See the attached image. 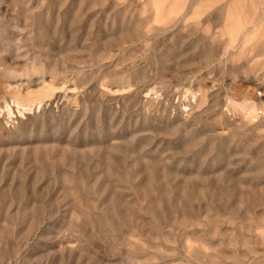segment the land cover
<instances>
[{
    "label": "rangeland",
    "instance_id": "rangeland-1",
    "mask_svg": "<svg viewBox=\"0 0 264 264\" xmlns=\"http://www.w3.org/2000/svg\"><path fill=\"white\" fill-rule=\"evenodd\" d=\"M0 264H264V0H0Z\"/></svg>",
    "mask_w": 264,
    "mask_h": 264
}]
</instances>
